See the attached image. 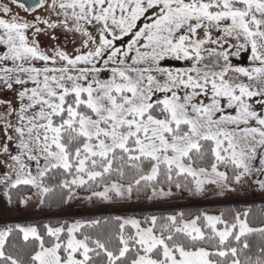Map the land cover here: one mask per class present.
Listing matches in <instances>:
<instances>
[{
    "label": "rangeland",
    "instance_id": "obj_1",
    "mask_svg": "<svg viewBox=\"0 0 264 264\" xmlns=\"http://www.w3.org/2000/svg\"><path fill=\"white\" fill-rule=\"evenodd\" d=\"M232 1L41 0L27 10L0 0V246L8 221L25 235L36 233L29 219L41 199L39 175L65 155L51 115L68 92L87 97L92 113L79 114V131L100 134L103 149L123 145L134 134L140 153L195 172L208 191L228 186L222 200L264 202V1L241 0L245 11L210 9ZM12 29L24 30L49 56L41 60L18 46L9 37ZM154 103L168 117L142 116ZM181 122L187 125L179 130ZM200 138L212 139L217 157H231L240 166L233 181L212 167L189 166L184 156ZM22 181L32 182L36 192L19 209L9 202L7 188ZM110 186L127 194L124 185ZM71 196L77 201V194ZM127 211L122 218L143 249L132 264H157L162 258L165 264H237L233 258L215 260L204 248L169 245L151 223L142 224ZM201 216L221 240L230 233L218 211ZM65 218V225L63 218L48 230L65 229L66 252H58L56 239L38 248L32 264H85L90 248L75 234L83 221ZM181 225L190 235H201L196 214ZM250 229L237 219L236 234ZM157 246L160 257L149 253Z\"/></svg>",
    "mask_w": 264,
    "mask_h": 264
},
{
    "label": "trees",
    "instance_id": "obj_2",
    "mask_svg": "<svg viewBox=\"0 0 264 264\" xmlns=\"http://www.w3.org/2000/svg\"><path fill=\"white\" fill-rule=\"evenodd\" d=\"M210 9L245 11L246 4L234 0L228 6H211ZM12 30L14 32H9V37L18 46L41 60L49 56L26 38L24 30ZM252 37L256 40L258 36L254 32ZM73 109L76 113H72ZM90 113L92 109L84 93L68 92L63 96L60 111L51 115V124L65 152L64 159L39 175L43 184L41 199L31 208L33 218L29 219L36 233L25 235L13 220L5 223L7 232L0 246V264H32L38 248L50 245L56 239L61 240L58 252L62 255L66 252L63 243L67 238L65 229L59 234L48 229L63 218L65 225V216L80 217L83 221L75 234L90 248L85 264H108L110 261L113 264H132L133 258L143 249L133 234L131 224L122 218L121 211L127 210L142 224L151 223L155 233L169 245L177 243L185 248H204L215 260L233 258L237 264H264V202L254 200L242 204L222 200L230 193L228 186L219 192L208 191L207 182L205 185L198 183L200 176L195 172L140 153L134 145V134H130L123 145L103 149L102 139H97L100 134L88 136L79 131V114ZM147 115L167 116V110L154 103L142 114ZM186 125L185 122L179 123V130ZM215 150L212 139L200 138L197 147H191L184 159L190 167H212L226 181H233L240 166L231 157H217ZM110 183L124 185L127 194L118 192ZM33 188L34 184L28 181L9 185V202L23 208V203L33 195ZM157 191L163 194H157ZM73 193L77 194V201L72 198ZM239 196L257 198L244 193ZM202 211H218L225 224L231 226L224 240L202 218ZM195 214L201 230L198 236L190 235L181 225ZM238 218H243L252 229L236 234ZM149 253L160 257V246ZM157 264H165L163 258Z\"/></svg>",
    "mask_w": 264,
    "mask_h": 264
},
{
    "label": "water",
    "instance_id": "obj_3",
    "mask_svg": "<svg viewBox=\"0 0 264 264\" xmlns=\"http://www.w3.org/2000/svg\"><path fill=\"white\" fill-rule=\"evenodd\" d=\"M13 1L22 4L27 10H30L33 7L37 6L41 0H13Z\"/></svg>",
    "mask_w": 264,
    "mask_h": 264
}]
</instances>
